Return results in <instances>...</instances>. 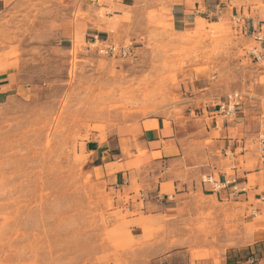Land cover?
Segmentation results:
<instances>
[{"label": "rangeland", "instance_id": "1", "mask_svg": "<svg viewBox=\"0 0 264 264\" xmlns=\"http://www.w3.org/2000/svg\"><path fill=\"white\" fill-rule=\"evenodd\" d=\"M105 1L98 0L96 11L102 22L113 20L106 16L116 8L103 7ZM138 1L143 32H114L116 44L132 48L124 56L101 52L108 42L88 41L78 30L60 42V21L69 16L63 0H20L0 11V74L18 82L0 105V249L12 264H145L144 247L168 238L196 256L215 255L218 263L229 250L264 255V241L260 250L255 243L264 238V200H222L204 192L201 175L180 217L145 220L142 203L131 209L136 198L106 177L114 170L92 167V134L105 136L122 123L152 125L150 118L159 116L166 124L186 118V100L175 91L200 75L211 84L205 102L237 92L242 104L264 106V44L206 19L175 33L167 15L178 0ZM147 13L164 19L150 21ZM79 16L74 10L72 22ZM131 16H114L109 30ZM208 114L191 117L214 120ZM223 119L218 116L220 124Z\"/></svg>", "mask_w": 264, "mask_h": 264}, {"label": "crops", "instance_id": "2", "mask_svg": "<svg viewBox=\"0 0 264 264\" xmlns=\"http://www.w3.org/2000/svg\"><path fill=\"white\" fill-rule=\"evenodd\" d=\"M18 1L0 0V11L9 3ZM63 1L69 16L60 21V42L71 39L76 30L88 41L110 43H115L116 30L129 31L134 37V33L143 32L144 8L138 0L104 2L105 8L112 4L116 6L115 10L108 12L107 19L114 20V16L123 17L127 13L132 15L131 21L122 20L110 30L107 23L113 25L118 18L102 22L96 15L98 0ZM74 10L83 12V17L79 16L75 23L72 22ZM169 10L170 30L175 33H184L193 28L198 19H206L213 23L222 21L241 36L255 39L260 35L261 39L255 40L264 44V0H178ZM146 17L155 22L164 19V13L156 18H149L147 13ZM260 58H264V52L260 53ZM17 87V78L9 72L0 74V105L10 99ZM209 88L208 76L200 75L176 89L175 92L186 100V118H170L168 124L165 117L150 118L155 120L153 126L149 123L145 126L144 121L136 125L122 123L110 128L105 136L99 132L92 134L87 141L92 167H102L104 173L113 169L106 177L114 187L125 188L130 197L136 198V201H130L131 209H138L142 203L145 220L162 222L168 219L172 222L180 217L182 202L191 188L198 186L201 175H211L220 181V187L214 188L202 177L201 187L204 192L222 200L237 202L244 198L249 201L252 195L264 200V106L257 110L250 102L244 103L234 118H224L220 124L218 116L221 115L211 107H216L222 98L217 100L215 97V103L205 102L211 99ZM259 93L264 94V87ZM198 99L203 102L198 103ZM193 112L198 117L210 113L208 117H214V120L205 122L203 118H192ZM213 112L217 114L212 115ZM207 140L211 142L208 144ZM258 142L260 149L256 146ZM137 185L140 186L138 192L135 190ZM169 241L170 238L160 244L146 245L142 252L150 258L144 263L264 264V255L256 258L254 249L248 252V256L238 250H229L218 263L215 255L196 256L190 246L171 245ZM263 241L264 238L255 242L259 243V250ZM0 264H12V255L1 249ZM80 264L100 262L88 259Z\"/></svg>", "mask_w": 264, "mask_h": 264}, {"label": "built area", "instance_id": "3", "mask_svg": "<svg viewBox=\"0 0 264 264\" xmlns=\"http://www.w3.org/2000/svg\"><path fill=\"white\" fill-rule=\"evenodd\" d=\"M255 39L260 40L261 36L256 35ZM98 40H94V43H96ZM107 45H104L100 49L101 52H104L105 54L116 56V55H127L130 54L132 51V48L130 45H120L116 43H105ZM242 105L241 98L237 92H233L230 94H227L225 98L217 103V112L224 116L226 119L234 118L239 111L240 106ZM204 182H208L212 184L214 188L220 187V181H217L214 179L211 175H206L203 177Z\"/></svg>", "mask_w": 264, "mask_h": 264}]
</instances>
